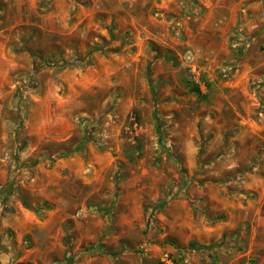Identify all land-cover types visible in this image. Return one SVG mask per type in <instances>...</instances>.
Segmentation results:
<instances>
[{"label":"rangeland","instance_id":"1","mask_svg":"<svg viewBox=\"0 0 264 264\" xmlns=\"http://www.w3.org/2000/svg\"><path fill=\"white\" fill-rule=\"evenodd\" d=\"M0 34L1 264H264V0H0Z\"/></svg>","mask_w":264,"mask_h":264},{"label":"built area","instance_id":"2","mask_svg":"<svg viewBox=\"0 0 264 264\" xmlns=\"http://www.w3.org/2000/svg\"><path fill=\"white\" fill-rule=\"evenodd\" d=\"M166 264H173L172 262H170V261H168V262H166Z\"/></svg>","mask_w":264,"mask_h":264},{"label":"trees","instance_id":"3","mask_svg":"<svg viewBox=\"0 0 264 264\" xmlns=\"http://www.w3.org/2000/svg\"><path fill=\"white\" fill-rule=\"evenodd\" d=\"M197 92H199V90L197 89Z\"/></svg>","mask_w":264,"mask_h":264},{"label":"water","instance_id":"4","mask_svg":"<svg viewBox=\"0 0 264 264\" xmlns=\"http://www.w3.org/2000/svg\"><path fill=\"white\" fill-rule=\"evenodd\" d=\"M0 264H1V262H0Z\"/></svg>","mask_w":264,"mask_h":264},{"label":"crops","instance_id":"5","mask_svg":"<svg viewBox=\"0 0 264 264\" xmlns=\"http://www.w3.org/2000/svg\"><path fill=\"white\" fill-rule=\"evenodd\" d=\"M1 35V34H0Z\"/></svg>","mask_w":264,"mask_h":264}]
</instances>
